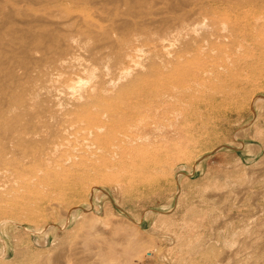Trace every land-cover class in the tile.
Here are the masks:
<instances>
[{
    "label": "rangeland",
    "instance_id": "374dc122",
    "mask_svg": "<svg viewBox=\"0 0 264 264\" xmlns=\"http://www.w3.org/2000/svg\"><path fill=\"white\" fill-rule=\"evenodd\" d=\"M0 4V264H264V0Z\"/></svg>",
    "mask_w": 264,
    "mask_h": 264
},
{
    "label": "bare ground",
    "instance_id": "6f19581e",
    "mask_svg": "<svg viewBox=\"0 0 264 264\" xmlns=\"http://www.w3.org/2000/svg\"><path fill=\"white\" fill-rule=\"evenodd\" d=\"M27 1H34L35 3H38V2L42 3L44 6H42L41 9L45 10L46 11L45 13H51L53 12L55 7H58L61 5L62 0H27ZM68 1H76V0H68ZM1 7H2V4H0V8ZM70 18L71 16L70 14H68V16L65 19L57 21L58 24H56L55 27H51L48 24L47 25L41 24V23L36 24L34 21H31L32 23L30 24L33 27H35L34 25H40V27L37 28V30L34 29L35 31L32 29H28V28L26 29V31L21 30L19 32L20 34H13L8 39H4L3 36H0V45H3V44L9 45V47H5V49L10 51L11 55L13 56H15L16 54L14 50L15 49L14 42H16L17 40L18 41L21 40L23 43L26 44V45L24 44V47L27 52H30V49L34 51H39L40 54L34 62V66L38 70L41 69L42 67L44 68V66L50 67V66L56 65V62L63 63L65 60L64 56L66 53L65 52L66 50L62 48L63 43L64 42L71 43V42L78 40L76 38V35L77 34L80 35V33H83L84 27H86L87 30H90L88 29L90 26L89 23L83 21L84 27L78 26L77 29L68 28L67 30H64L63 32H61L62 30L61 27H63L64 25H71L72 23L75 24V22L70 21L71 20ZM132 25L134 28L139 29V30L143 28V23L140 21H133ZM32 26H28V27L32 28ZM127 27L130 28V25ZM31 40L33 41L30 42ZM23 65L26 66V68H28V64L24 63ZM0 113L1 114L3 113V108L1 105H0ZM2 116L3 114L0 115V136L6 137V138L13 137L14 135H12L13 133H11V130H10L12 128L9 129L7 127L10 126L11 124H13L14 126L17 125L18 123L16 122V120H19L18 117L10 116L11 119L2 123L1 121Z\"/></svg>",
    "mask_w": 264,
    "mask_h": 264
}]
</instances>
